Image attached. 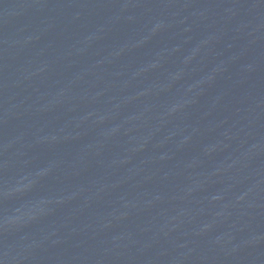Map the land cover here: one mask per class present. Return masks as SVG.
<instances>
[{"label": "water", "instance_id": "1", "mask_svg": "<svg viewBox=\"0 0 264 264\" xmlns=\"http://www.w3.org/2000/svg\"><path fill=\"white\" fill-rule=\"evenodd\" d=\"M0 264H264V0H0Z\"/></svg>", "mask_w": 264, "mask_h": 264}]
</instances>
